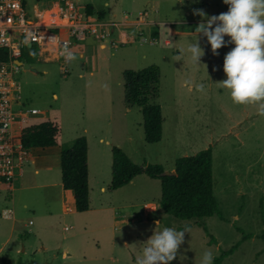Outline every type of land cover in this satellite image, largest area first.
I'll list each match as a JSON object with an SVG mask.
<instances>
[{"label":"rangeland","instance_id":"obj_1","mask_svg":"<svg viewBox=\"0 0 264 264\" xmlns=\"http://www.w3.org/2000/svg\"><path fill=\"white\" fill-rule=\"evenodd\" d=\"M24 1L31 11L34 4L44 8L53 0ZM77 2L81 12L86 4L93 6L92 20L99 21L103 13L107 23L124 24L109 28L115 32H110L106 48L101 47L104 59L93 74L88 65L52 60L51 49L47 60L30 56L26 49L23 61L30 69L15 65L20 99L44 113L21 122L22 127L56 118L60 134L58 146L29 151L23 175L11 190H0V226L5 229L0 240L14 225L13 245L21 250L12 259L1 254L0 264L2 259H8L6 264H136L154 231L185 226L191 230L171 264H199L206 250L214 258L223 255L218 264H264V117L252 106L233 104L217 83L226 79L223 60L234 45L215 56L206 37L195 33L202 18L194 10L219 15L228 5L223 0ZM130 19L137 21L124 22ZM197 38L205 52L199 67L186 51ZM150 65L160 71L155 102L163 123L156 143L144 141L141 112L128 106L123 95V71ZM186 79L192 81L191 90ZM201 83L203 92L196 90ZM82 135L90 150L89 208L65 212L59 194L60 149ZM112 146L134 163L160 164L164 172L174 170L177 158L210 147L217 212L197 220L163 214L158 208L160 181L145 173L109 190ZM147 202L156 206L144 210ZM4 208L12 210L11 217L3 216Z\"/></svg>","mask_w":264,"mask_h":264},{"label":"trees","instance_id":"obj_2","mask_svg":"<svg viewBox=\"0 0 264 264\" xmlns=\"http://www.w3.org/2000/svg\"><path fill=\"white\" fill-rule=\"evenodd\" d=\"M93 6L86 4L84 14L92 15ZM103 13L99 19H102ZM36 46L30 49L35 56ZM0 51V59H6ZM24 53L19 57L23 60ZM26 61V59H24ZM123 95L128 106H136L142 115L144 141L156 143L162 137L163 117L159 104L158 83L160 71L156 65L123 71ZM56 118H46L38 123H27L22 128L21 142L26 151L58 145L59 124ZM87 138L79 136L62 145L59 156L61 186L70 190L74 197L75 210L84 212L89 208ZM111 180L109 190H116L145 173L160 181L161 195L158 208L163 214L183 220H197L217 212L218 203L213 192L212 150L210 147L195 154L177 158L174 174H165L160 164H136L119 147L112 146ZM264 241V234L261 235ZM223 255L213 259L218 264Z\"/></svg>","mask_w":264,"mask_h":264},{"label":"built area","instance_id":"obj_3","mask_svg":"<svg viewBox=\"0 0 264 264\" xmlns=\"http://www.w3.org/2000/svg\"><path fill=\"white\" fill-rule=\"evenodd\" d=\"M77 3V0H53L48 7L34 4L28 11L24 0H0V51L6 58L0 59V190L12 189L27 159L28 151L21 142V122L42 114L20 99V85L13 78L14 60L33 45L37 55L50 49L61 55L65 43L71 48L89 36L107 41L109 28L124 24L92 20L79 10ZM43 14L45 23H41ZM2 214L6 216L4 211Z\"/></svg>","mask_w":264,"mask_h":264},{"label":"clouds","instance_id":"obj_4","mask_svg":"<svg viewBox=\"0 0 264 264\" xmlns=\"http://www.w3.org/2000/svg\"><path fill=\"white\" fill-rule=\"evenodd\" d=\"M180 2L183 3V0ZM223 3L228 5V10L219 15L208 16L202 9L193 11L194 15L202 18L195 33L206 37L215 56L219 55L218 50L222 47L234 45L223 60L226 79L217 83L228 91L233 104L252 106L258 115L264 117V0H223ZM225 37L229 39L226 41ZM27 42L26 40L25 43ZM186 51L190 54L191 63L199 67L202 64L201 58L205 55L199 39L189 43ZM61 55L65 62L76 58L67 43L64 44ZM184 85L191 90L192 81L186 79ZM204 89L203 83L196 85L197 91L203 92ZM190 230L185 226L180 231L171 227L154 231L145 242L136 264H171L184 243L185 233ZM213 259V253L206 250L202 253L199 264H213Z\"/></svg>","mask_w":264,"mask_h":264},{"label":"crops","instance_id":"obj_5","mask_svg":"<svg viewBox=\"0 0 264 264\" xmlns=\"http://www.w3.org/2000/svg\"><path fill=\"white\" fill-rule=\"evenodd\" d=\"M129 15L130 14H126V13L124 14L125 17L129 16ZM97 18L99 19V17H97ZM99 20L106 22L108 19H105V17H103L102 19H99ZM109 30H111V33L115 32V30L114 31L112 29H109ZM106 31H108V30H106ZM109 36L110 35L106 36L105 39L107 41L104 40V42H102V43H99L101 41V39H97V38H95L93 36H89L86 39H84L83 41L75 42V44L71 47V50L73 51V53H74V55L76 57V59H74L72 61V64H75L76 62H78V64H81V65H83V64L88 65L89 66V73L93 74V71H94L96 66H97V68L101 67V63H102L101 59H104V53L102 52V50L104 48H106L108 39L110 38ZM102 46H104V48H101ZM52 52H54L53 56L51 58L52 60H54V61L65 60L64 57L62 55H59L58 52L55 51L54 49L52 50ZM46 53L47 52H41L40 55H37L35 53V56L37 55V57L39 59L47 60L48 58H46V57H48L50 55H48ZM21 61L22 62H26V61H23V60H21ZM79 75H82V73H80ZM53 96L55 97V94ZM42 114H44V113L42 112ZM16 125H18V123H16ZM101 140L102 139L100 138V141ZM56 146H58V145H56ZM87 146H88L87 163H88V187H89V182H90V180L92 178V177L90 178V169H89V151H90L89 150V143H87ZM46 148H48V147H46ZM46 148H36V149H41L42 152H43L44 149H46ZM55 148H58V147H55ZM58 152H59V150H58ZM42 155L43 154H41L40 157H42ZM34 172H37V169H35ZM22 175H23V171H22V174L20 176H22ZM15 182H16V180L14 181V184H15ZM14 184H13L12 187H14ZM100 189L103 190L104 187L101 186ZM59 194H60V199H61V204H62L63 211H65V212H75L76 211L75 210V202H74V197H73L72 192L70 190L63 189L62 186H61ZM148 205L156 206L155 203H153V202H147V203L144 204V210H145V208L147 210V206ZM3 211H4V214H6V216H4V217H11V214L13 213L12 210L9 209V208H4ZM9 214H10V216H9ZM10 228H11L10 231L6 235L2 236V238L0 240V255L3 254V253L4 254L6 253V258L10 257L12 259L13 256L15 254L19 253L21 250H20V247L18 245H15V246L13 245L14 242H13L12 237L14 236L13 232H14L15 226L12 225ZM4 232H5L4 227L0 226V235H2ZM7 247H8V249H7V251H5ZM22 251H25V248H22ZM64 254H66V251L64 252ZM1 262H2V264L9 263L8 259H2Z\"/></svg>","mask_w":264,"mask_h":264},{"label":"water","instance_id":"obj_6","mask_svg":"<svg viewBox=\"0 0 264 264\" xmlns=\"http://www.w3.org/2000/svg\"><path fill=\"white\" fill-rule=\"evenodd\" d=\"M14 63L18 66H23L25 69H30V65L27 62H22L19 59H15ZM165 174H174V170L173 171H169V172H164Z\"/></svg>","mask_w":264,"mask_h":264},{"label":"bare ground","instance_id":"obj_7","mask_svg":"<svg viewBox=\"0 0 264 264\" xmlns=\"http://www.w3.org/2000/svg\"><path fill=\"white\" fill-rule=\"evenodd\" d=\"M41 23H45L46 22V14H43L41 17Z\"/></svg>","mask_w":264,"mask_h":264}]
</instances>
